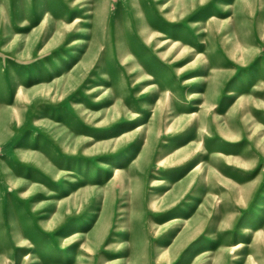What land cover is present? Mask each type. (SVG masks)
<instances>
[{"label": "rangeland", "instance_id": "obj_1", "mask_svg": "<svg viewBox=\"0 0 264 264\" xmlns=\"http://www.w3.org/2000/svg\"><path fill=\"white\" fill-rule=\"evenodd\" d=\"M0 264H264V0H0Z\"/></svg>", "mask_w": 264, "mask_h": 264}]
</instances>
